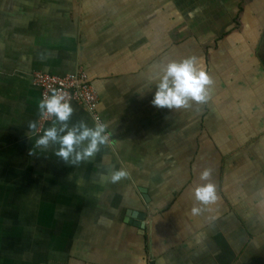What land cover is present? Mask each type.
Returning a JSON list of instances; mask_svg holds the SVG:
<instances>
[{"label":"crops","instance_id":"1","mask_svg":"<svg viewBox=\"0 0 264 264\" xmlns=\"http://www.w3.org/2000/svg\"><path fill=\"white\" fill-rule=\"evenodd\" d=\"M193 57L208 98L153 106L154 75ZM78 69L109 139L71 165L35 147L53 117L40 134L28 125L41 118L33 75ZM70 104V125L95 127ZM205 169L209 205L194 199ZM0 180L35 199L16 264H264V0H0Z\"/></svg>","mask_w":264,"mask_h":264},{"label":"clouds","instance_id":"2","mask_svg":"<svg viewBox=\"0 0 264 264\" xmlns=\"http://www.w3.org/2000/svg\"><path fill=\"white\" fill-rule=\"evenodd\" d=\"M156 82L155 94L152 105L158 108L186 109L192 106L193 102H203L208 98V86L212 83L207 72L198 65L196 58H185L183 60H171L154 75ZM68 93L53 89L50 96L39 102L38 109L42 118L53 117V124L47 128L43 135L36 142L35 147L48 149L58 145L55 155L66 164L78 165L88 160L100 151V147L108 142V126L104 123H97L95 127H89L81 120L76 124L70 121L74 108L67 99ZM29 129L34 134L37 129L36 122H30ZM32 152L29 153L31 155ZM128 173L118 170L113 173L112 181L119 182ZM211 169H205L200 176L204 183L194 189V199L202 205L215 203L218 199L214 183L210 182ZM201 208L193 206L192 215H199Z\"/></svg>","mask_w":264,"mask_h":264},{"label":"rangeland","instance_id":"3","mask_svg":"<svg viewBox=\"0 0 264 264\" xmlns=\"http://www.w3.org/2000/svg\"><path fill=\"white\" fill-rule=\"evenodd\" d=\"M34 210L35 199L32 196L23 199L20 194L8 190L0 180V264H16L17 259L23 260L26 252L24 246L17 245L15 234L24 227L23 221H29L25 225L27 229L32 227ZM30 236L33 238L32 231ZM31 237L26 239L29 243L32 241L33 249ZM25 257L28 259V253ZM29 258L32 260V254Z\"/></svg>","mask_w":264,"mask_h":264},{"label":"built area","instance_id":"4","mask_svg":"<svg viewBox=\"0 0 264 264\" xmlns=\"http://www.w3.org/2000/svg\"><path fill=\"white\" fill-rule=\"evenodd\" d=\"M87 74L78 69L75 73L66 76H57L48 73H35L33 75V86L41 93V100L46 95L50 96L53 89L61 90L68 93V101L70 103H79L86 107V109L93 115L97 123H102L100 116L97 113L98 109V94L94 87L87 82ZM47 119L40 118L38 126V134L42 132V128Z\"/></svg>","mask_w":264,"mask_h":264},{"label":"water","instance_id":"5","mask_svg":"<svg viewBox=\"0 0 264 264\" xmlns=\"http://www.w3.org/2000/svg\"><path fill=\"white\" fill-rule=\"evenodd\" d=\"M142 193L144 194V198L147 202H149V198L147 196V193L145 190L142 189ZM136 219V220H135ZM144 220L145 216L144 213L135 212L134 214L129 212L128 217L126 218V222L133 223L135 226H138L140 228H144Z\"/></svg>","mask_w":264,"mask_h":264}]
</instances>
